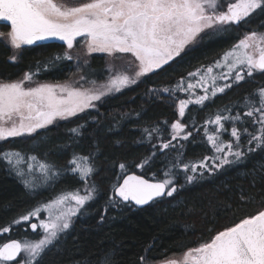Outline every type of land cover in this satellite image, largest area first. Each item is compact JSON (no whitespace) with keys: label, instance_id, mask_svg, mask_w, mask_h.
Segmentation results:
<instances>
[{"label":"trees","instance_id":"trees-1","mask_svg":"<svg viewBox=\"0 0 264 264\" xmlns=\"http://www.w3.org/2000/svg\"><path fill=\"white\" fill-rule=\"evenodd\" d=\"M231 2L236 0H221L223 8ZM7 29L2 27L4 32ZM253 32L264 33L262 9L250 14L238 27L228 24L221 30L204 34L193 48L175 60L94 107L32 136L0 141V153L19 152L25 158L37 155L41 161L46 160L61 170L69 166L74 155L91 158L94 172L89 183L96 186L93 200L73 217L72 226L43 253L37 264H101L105 255L110 257V264H153L210 242L219 231L264 210V145L259 148L255 142L249 145L244 128L254 131L258 127L249 117H243L245 123L236 125L241 131L240 148L244 153L239 160L229 157L233 163L211 172L198 169L191 183L186 180L191 172L186 174L182 165L179 169L173 168L178 160L199 164L205 157L215 156L205 135V121L214 119L215 114L223 113L226 108L232 113L243 112L238 102L264 88V72L259 71L252 76L245 72L239 82L217 79L218 86L226 83L232 86L215 96L211 95L213 85L209 80L206 85L209 98L203 105L189 103L185 116L179 115V99H188L190 94H194L193 99L205 94L196 83L198 77H190L189 73L206 70L208 66L213 67V75L227 72V68L215 67L216 61L243 35ZM65 52L61 41H37L23 48L13 62L10 49L0 42V80L11 82L33 71L38 73L34 81H64L74 71L72 60L63 58ZM106 73L104 57L96 55L81 72L85 81L96 83L103 81ZM182 80L184 88L189 81L194 88L174 94L162 91L169 88L171 93ZM177 121L185 124L181 136L189 131L192 135L187 140L173 141L174 148L170 146L161 151L160 145L171 138L170 125ZM224 123L227 131L222 133L221 139L225 143L233 142L235 148L231 125ZM73 128L78 129V133L74 134ZM154 128H159L160 132H152L149 139L145 129ZM214 128V124L207 125L209 133ZM249 147L253 150L249 151ZM207 163L211 165V159ZM120 164L125 165L123 170ZM141 164L143 167L139 166ZM166 170L177 188L172 196L166 195L141 209L114 198V186L125 174L162 181ZM82 186L78 175L68 173L30 191L16 170L0 157V229L10 226L7 234H0V246L11 239L21 240L22 233L27 238H38L40 233L28 227L34 218L20 224L13 221L58 193Z\"/></svg>","mask_w":264,"mask_h":264},{"label":"snow or ice","instance_id":"snow-or-ice-1","mask_svg":"<svg viewBox=\"0 0 264 264\" xmlns=\"http://www.w3.org/2000/svg\"><path fill=\"white\" fill-rule=\"evenodd\" d=\"M222 8L221 0H83L76 6L58 4L56 0H0V21L8 22L11 29L7 33L0 32V37L6 36L13 49L19 50L37 41L55 38L63 41L67 49L71 50L77 38L83 37L88 54H131L138 69L134 75L126 72L110 75L107 82L98 87L96 81H86L92 87H77L67 82L38 83L36 86L25 87L38 74L33 71L25 72L22 80L0 82V141L32 135L57 119H69L94 107V101L135 84L141 76L160 69L180 56L185 47L205 30H221L217 26L238 24L257 9L264 10V0H236L227 3L226 11ZM16 58L14 54L10 60L14 62ZM63 58L71 60L73 56L66 51ZM215 67L227 68V72L213 75V67L208 66L206 70L198 69L189 73L190 77H198L196 83L205 94L194 99V94H190L188 99H179L180 117L185 116L189 103L203 105L209 98L206 86L209 80L213 85L211 95L215 96L217 92H224L225 88L232 86L231 83L218 86L215 83L217 79L239 82L244 79L245 71L248 76L256 71L264 72V34H246L221 60L216 61ZM80 79L86 78L81 76ZM183 84L182 80L171 93L169 88L162 91L174 94L194 88L191 81L187 88ZM238 103L243 106V112L237 110L232 113L230 108H226L223 113L215 114L214 119L205 121V135L215 156L205 157L199 164H187L179 160L173 163V168L179 169L182 165L186 174L192 173L186 175L189 183L196 178L198 169L211 172L233 163L229 157L239 160L244 155L240 148L241 131L236 126L238 122L245 123L243 117L251 118L252 124L258 126L254 131L244 128L249 145L253 142L256 148L264 145V88L257 89ZM224 122L231 125L230 134L235 148L233 142L225 143L221 139L222 133L227 131ZM208 124L215 125L211 133L208 132ZM170 127L171 138L160 145L161 151L170 146L174 148L173 141L187 140L192 135L191 131L180 135L185 132V124L179 121ZM71 131L78 133L76 128ZM152 132L159 133L160 129H145L149 139L152 138ZM248 150L253 149L249 147ZM0 157L16 170L30 191H36L40 184L47 186L68 173L78 175L83 181L81 189L58 193L50 201L35 206L13 221L20 224L35 218L39 225L33 222L30 227L33 232L38 227L42 232L38 238L13 239L3 243L0 246V264H11L13 261H17V264H37L43 253L54 246L72 226L73 217H77L85 205L93 200L96 186L89 183V177L94 172L91 158L74 155L69 160V166L61 170L46 160L41 161L37 155L25 158L19 152H5L0 153ZM209 159L211 165L207 163ZM217 160L219 163H216ZM22 164L24 167H20ZM139 166L143 167V164ZM119 167L123 170L125 165L120 164ZM176 191L166 170L165 179L156 183L136 175L127 176L123 183L114 186V197L143 205L154 197L165 194L172 196ZM41 213H46V218H41ZM9 231L10 226L0 229L4 233ZM101 264H110V257L105 255ZM168 264L177 262L169 261ZM180 264H264V210L219 231L210 242L191 247L183 254Z\"/></svg>","mask_w":264,"mask_h":264},{"label":"rangeland","instance_id":"rangeland-1","mask_svg":"<svg viewBox=\"0 0 264 264\" xmlns=\"http://www.w3.org/2000/svg\"><path fill=\"white\" fill-rule=\"evenodd\" d=\"M56 2H57L58 4H63V5H65V6H76V5H78L79 3L83 2V0H56ZM222 10L226 11V10H227L226 6H225L224 8H222ZM247 18H248V17H247ZM245 19H246V18H245ZM245 19L241 20L238 24H233V25L236 26V27H238V25H239L241 22H243ZM3 22H4V21H3ZM7 24H8V26L6 25V27H7L8 29L5 31V33H7L8 31L11 30V29H10V24H9L8 22H7ZM225 26H226V25H224V26H217V27L222 29V28H224ZM2 27H5V26H4V24H2L1 21H0V32H4V31L2 30ZM214 30H217V29H215V28H214V29H207V30H205V32L200 33V36L197 37V39H196L194 42H192L191 44H189V45H187V46L185 47L184 51L180 54V56H181L185 51H187L188 49L193 48V47L197 44V42L199 41V39H200L204 34H206V33H208V32H211V31H214ZM247 34H249V33H247ZM258 34H264V33H258ZM245 35H246V34H245ZM245 35H243V37H241L240 39L244 38ZM54 39H55V38H54ZM59 41H60V40H59ZM0 42H2L3 44H5V45L10 49V51H11V56L15 54L16 57L18 56L19 52H20L23 48H25V47H29V46H30V45L22 46V48L19 49V50L13 49V48L11 47L9 41L7 40V37H6V36H5V37H0ZM61 42L64 43L63 41H61ZM235 45H236V44H235ZM64 47H65V51L70 52V54L73 56V59H71V60H72L73 65H74V71L70 74V76H69L66 80L61 81V82L33 81V82L26 83V84H25V87L36 86V84H38V83H66V82H67V83H70V84H73L74 86H77V87H79L80 85H84L85 87H92L91 84L87 83L85 80H81L80 77L82 76V74H81V72H82V68L86 66V64L89 62V59H90L92 56H94V55H96V56H103V57H104V59H105V68H106V71H107V73H106V78H105L103 81L96 83V86H97V87H98L99 85H101V84L106 83L107 80H108V78H109V76H110V75H113V74H115V73H117V72H126V73L129 74V75H134L135 71L138 70V69H137V62H135V60H134V58L131 56V54H117L116 56H109V55H107V54H105V53H100V52H95V53L88 54V53H87V46H86V43H85L83 37H78V38H77V41L74 42V47H73V49H71V50L67 49V45H66L65 43H64ZM249 51H251V49H250ZM253 54H254V55H258V53H253ZM178 57H179V56H178ZM178 57H175V58L172 59L171 61L175 60V59L178 58ZM16 60H17V58H16ZM16 60H15V61H16ZM171 61H169V63H170ZM167 64H168V63H167ZM165 65H166V64H165ZM165 65H163V66H165ZM163 66H162V67H163ZM162 67H161V68H162ZM157 70H159V69H157ZM157 70H155V71H157ZM155 71H154V72H155ZM245 72H246V71H245ZM151 73H152V72H151ZM149 74H150V73H148V74H146V75H149ZM233 74L235 75V72H233ZM143 76H145V75H143ZM143 76H141V77H143ZM23 77H24V76H21L20 78H18L17 80H14V81L22 80ZM141 77H140V78H141ZM140 78H139V79H140ZM139 79H138V80H139ZM0 82H7V81H1V80H0ZM11 82H13V81H11ZM124 88H125V87H124ZM122 89H123V88H122ZM114 93H115V91H113V92H112L111 94H109V95H106V96L102 97L101 100L105 99L106 97L111 96V95L114 94ZM101 100H99V101H101ZM99 101H94V102H93L94 105L97 104ZM85 110H86V109H85ZM80 113H82V112H80ZM80 113H78V114H80ZM78 114H77V115H78ZM71 118H72V117H71ZM69 119H70V118H69ZM63 120H67V119H57V120L54 121L51 125H48L47 127L43 128V129H38V130H37L35 133H33L32 135H34V134H36V133H38V132H40V131H42V130H44V129H46V128H49L50 126L56 124L57 122L63 121ZM32 135H24V136H19V137H11V138H7V139H5V140H3V141H6V140H8V139L24 138V137H28V136H32ZM41 218H46V213H41ZM33 222H35V223H37V224L39 225V221L36 220L35 218H34V220L31 221V223H33ZM31 223H30V224H31ZM30 224L28 225V227H30ZM30 230L32 231L31 227H30ZM32 232H33V231H32ZM36 232H38V234H39V233L41 234L42 230L39 229V227H38ZM36 232H34V233H36ZM3 233H4V232H1L0 234H3ZM5 234H7V233H5ZM24 235L27 236V235L24 234V233H22L21 236H19V237L21 238V240L27 238V237H25ZM22 236H23V237H22ZM39 236H40V235H39ZM187 251H188V250H187ZM184 253H186V251L183 252V253H181V254L171 256V257H169V258H166V259H164V260H162V261H159V262H156V263H153V264H168L169 261H176L177 264H180V262H181L182 259H183V254H184ZM14 264H17V262L14 263Z\"/></svg>","mask_w":264,"mask_h":264},{"label":"water","instance_id":"water-1","mask_svg":"<svg viewBox=\"0 0 264 264\" xmlns=\"http://www.w3.org/2000/svg\"><path fill=\"white\" fill-rule=\"evenodd\" d=\"M44 41L53 42V41H59V40H58V39L51 38V39L44 40ZM129 175L140 176V175H137V174H134V173L125 174V175L120 179L119 183H123V179H124V178H127V176H129ZM140 177L143 178V179H145V180H147V181H149L150 183L161 182V181H156V180L147 179V178H145V177H143V176H140ZM113 196H114V191H113ZM165 196H166V194L163 195V196H160V197H154L151 201H149L148 203L143 204V205H137V204H135L134 201H131V200H129V201H123L120 197H114V198H115L117 201H119L120 203L124 204V205H130V206L133 207V208L141 209V208H144V207L149 206L151 203H153V202H155V201H157V200L163 199ZM11 240H13V239H11ZM11 240H8V241H6V242H10ZM6 242H5V243H6ZM2 245H3V244H2ZM2 245H1V246H2ZM18 260H19V258H18ZM16 262H17V261H13V262H11V264H14V263H16Z\"/></svg>","mask_w":264,"mask_h":264},{"label":"flooded vegetation","instance_id":"flooded-vegetation-1","mask_svg":"<svg viewBox=\"0 0 264 264\" xmlns=\"http://www.w3.org/2000/svg\"><path fill=\"white\" fill-rule=\"evenodd\" d=\"M1 23L4 24V26H6V25L8 26L7 22H5V21L4 22L1 21Z\"/></svg>","mask_w":264,"mask_h":264}]
</instances>
